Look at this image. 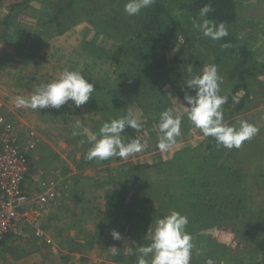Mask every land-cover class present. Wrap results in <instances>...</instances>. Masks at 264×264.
Returning <instances> with one entry per match:
<instances>
[{
    "label": "rangeland",
    "instance_id": "1",
    "mask_svg": "<svg viewBox=\"0 0 264 264\" xmlns=\"http://www.w3.org/2000/svg\"><path fill=\"white\" fill-rule=\"evenodd\" d=\"M29 1L9 26L3 24L9 6L25 0H3L0 5V113L11 121L20 142H26L30 129L40 139L31 154L27 193L36 195L40 182L50 180L60 196L57 205L45 208L36 228L28 227L25 236L8 237L0 245V264H137V248L147 246L155 230L156 223L147 225L149 217L156 212L161 218L173 210L189 221L186 230L194 245L190 264H207L209 259L213 264H264V67L245 65L248 91L241 90L236 100L239 104L248 97L241 111H226V103L222 105L225 121L237 126L247 121L259 129L257 134L240 148L229 150L216 143L207 152L211 136H204L187 118L184 95L191 90L184 74L192 68L188 80L206 65H217L223 79L220 95L228 100L239 83V59L194 27L203 18L192 8V0H164L179 27L172 34L171 26L170 32L165 27L158 49L170 39L169 57L174 60L186 36L191 46L184 51L181 66L172 65L176 72L155 79L148 75L145 88L122 87L123 75L129 74L117 70L111 56L130 41L129 58L150 47V39L134 40L131 34L152 5L129 16L124 11L128 0H78L77 16L72 13L69 24L58 30L45 27L47 16L57 2L63 5L66 0ZM235 1L238 18L227 36L234 45L246 47L253 61L264 63V0ZM163 18L165 25L169 18ZM194 53L203 64L201 70L188 63ZM65 69L80 71L95 83L85 105L76 108L70 101L59 109L41 110L15 106L17 96L30 98L36 87L58 79ZM168 108L183 117L181 135L172 148L161 152L158 124ZM129 111L141 124L137 137L146 147L127 159L88 160L93 146L89 136L99 139L105 122ZM76 131L81 134L74 135ZM121 135L125 140L131 132L125 129ZM143 164L157 167L134 169ZM231 176L232 182L234 176L240 178V186H231ZM199 185L209 193L197 189ZM109 195H123L127 208L121 214L132 207L130 225L110 223ZM113 230L121 234L120 240L113 239ZM147 259L150 264L151 255Z\"/></svg>",
    "mask_w": 264,
    "mask_h": 264
},
{
    "label": "clouds",
    "instance_id": "2",
    "mask_svg": "<svg viewBox=\"0 0 264 264\" xmlns=\"http://www.w3.org/2000/svg\"><path fill=\"white\" fill-rule=\"evenodd\" d=\"M155 0H128L124 11L129 16L138 15L142 9L148 8ZM211 11L210 5H205L200 10L202 22L194 25L204 36L212 40H221L228 35V29L224 22L215 23L207 19ZM227 46V45H225ZM189 74L192 68H188ZM222 77L218 74V66L208 64L202 73L191 75L186 81L187 89L184 95L185 105L189 108L187 118L200 129L204 136L214 137L218 145L227 149L240 148L242 143L250 140L259 129L244 120L238 125L229 124L224 119L222 105L227 102V97L220 95ZM95 91V83L89 82L80 71L65 69L58 79L36 87L30 98L17 96L15 106L17 108L59 109L70 101L76 108L85 105ZM235 99V97H234ZM71 106V105H70ZM183 117L177 114L173 108H168L160 114L158 124V144L161 152L167 151L176 143V138L181 135ZM140 129L141 124L137 117L129 111L118 119L105 122L99 129L100 138L90 135L89 141L93 146L88 150V160H107L118 156L127 159L130 155L141 152L146 145L139 138H133L127 142L122 138L126 128ZM79 128V124L77 125ZM74 135L81 133L76 131ZM189 221L187 216L173 210L170 214L156 221L155 230L151 242L147 246H139L137 252V264H149L146 259L151 255L150 264H190L192 258V237L186 230ZM113 239L120 240L121 234L113 230ZM207 264H213L211 259Z\"/></svg>",
    "mask_w": 264,
    "mask_h": 264
},
{
    "label": "trees",
    "instance_id": "3",
    "mask_svg": "<svg viewBox=\"0 0 264 264\" xmlns=\"http://www.w3.org/2000/svg\"><path fill=\"white\" fill-rule=\"evenodd\" d=\"M192 2H193L192 8L194 10L195 9L201 10L205 5H210L211 11L207 14L206 18L217 24L220 22H224L227 26V29H229L237 21L238 18L237 10H236L237 3L235 0H192ZM2 4H3V0H0V5ZM29 4H30L29 0H25L24 3L13 2V4L9 6L10 9L8 11V14L3 19L4 20L3 24H6L7 26L12 25V21L14 20V14L17 11L24 9L26 6L28 7ZM77 4H78V0H66V4L63 5L57 2V7L53 6L54 11L50 12L48 16L46 15L48 17V22L45 24V27L54 25L58 27V30L62 29V26L66 27L70 21L69 17L70 19L72 18L71 14L73 13L74 16H77V12H78L76 10ZM49 7L51 8L52 5H50ZM93 10H94L93 14L95 13L97 14L98 9L93 8ZM164 15L167 16V19L168 18L170 19V20L168 19V22H166L165 25L162 23L164 19L163 18ZM170 26H171V34H172V31H176L177 28L179 27L178 21L175 18H173V16H171L170 13L167 11L164 0H155V3L152 5V8H148L147 11L143 14L139 28L136 31L132 32L131 34L134 37V40H139L140 38H143L145 41H148L150 39L152 43L150 47H147L145 51L142 50L134 51V55L129 58V54H128L129 45L132 44V41H130L124 44L122 47L118 48L117 51L113 53L111 56V60L114 61L117 70L118 69L125 70L123 72H127V74H129V75H123L122 78L124 79V81H122V85H121L122 87L128 88L131 86H138L141 84L140 87L145 88V82L148 81V77H147L148 75H150L155 79L158 78L159 75L170 73L171 71L176 72L177 69L172 68V65L181 66L180 63L184 62L182 60V55L184 54V51L188 50L189 49L188 47L191 46L190 43L191 39L189 37L186 36V40L181 45V48L176 54L174 60H171V58L169 57L170 39L167 40L166 45L161 50L158 49V46L156 44L159 40V37L162 38L164 36L163 31L165 30V27L167 31L170 32L169 31ZM7 28L3 35H7L6 32ZM221 48L228 50L229 52H231V54L234 57L239 59L238 60L239 83L236 85L233 92L229 95V98L225 105L226 111L233 110L239 112L244 107V103L248 98L247 95H245L244 98L240 100L239 104L236 103V100H238L237 98L238 93L241 92V90L245 92L248 91V86L245 85V78H244L245 70L247 68V66L245 65L251 63L254 65H258L259 67H264V63L253 61L251 57H249L250 53L249 51H247V48L234 45L228 36H225L221 40H219V49ZM193 55H194L193 57L191 56L189 57L188 63L196 67L198 70H201L203 68V64L200 61V57H197V54L195 53ZM219 61L220 59L217 58V62ZM182 66L186 68L185 63H182ZM187 77H188V71L184 74L183 81H187ZM226 111L224 110V115ZM126 130H129L131 132V136L128 139L125 138L126 142L130 139L138 138L137 129H132L128 127L126 128ZM211 140L212 142H210L208 147H206L207 152H211L212 150L215 149L216 140L214 137H211ZM156 167L157 164L151 166L143 164V165L135 166L134 169L136 170H142L145 168L154 169ZM229 180L231 181L230 183L231 186L233 185L234 187H238L241 184L240 178L239 180H237L236 176L233 177V182H232V176L229 178ZM199 188L204 190L206 193H209L207 192V188L205 186L199 185L197 186V189ZM194 195L198 196L197 192ZM122 196L123 195L108 196L107 204H106L107 214L109 216L108 219H110V223L114 222L113 224L120 223L122 225L124 222L125 224L130 225L131 222L128 219L129 218H131V220L133 219V216H131L133 215V212L130 210V208L132 207H130L124 214H121L122 212H124L122 211V209L124 207L127 208L126 201ZM169 196H176V193L170 192ZM122 216H124V218H122ZM149 218L150 219L147 224L148 226H150L151 224H155L156 221L159 219V216L158 215L156 216V212H154L153 216L152 217L150 216Z\"/></svg>",
    "mask_w": 264,
    "mask_h": 264
},
{
    "label": "built area",
    "instance_id": "4",
    "mask_svg": "<svg viewBox=\"0 0 264 264\" xmlns=\"http://www.w3.org/2000/svg\"><path fill=\"white\" fill-rule=\"evenodd\" d=\"M15 135L11 121L0 113V244L8 237L25 236L28 227L36 228L45 208L57 205L60 196L56 183L50 180L40 182L36 195L27 193L31 154L40 139L31 129L26 142ZM36 234L43 235L41 230Z\"/></svg>",
    "mask_w": 264,
    "mask_h": 264
},
{
    "label": "crops",
    "instance_id": "5",
    "mask_svg": "<svg viewBox=\"0 0 264 264\" xmlns=\"http://www.w3.org/2000/svg\"><path fill=\"white\" fill-rule=\"evenodd\" d=\"M10 4V3H9ZM44 216V215H43Z\"/></svg>",
    "mask_w": 264,
    "mask_h": 264
}]
</instances>
